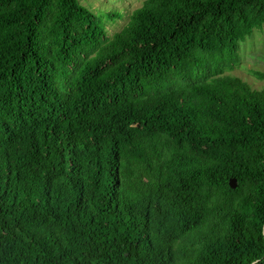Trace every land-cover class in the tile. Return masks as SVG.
<instances>
[{"label": "trees", "instance_id": "1", "mask_svg": "<svg viewBox=\"0 0 264 264\" xmlns=\"http://www.w3.org/2000/svg\"><path fill=\"white\" fill-rule=\"evenodd\" d=\"M263 27L264 0H145L112 36L0 0V264H264V90L225 74Z\"/></svg>", "mask_w": 264, "mask_h": 264}, {"label": "rangeland", "instance_id": "2", "mask_svg": "<svg viewBox=\"0 0 264 264\" xmlns=\"http://www.w3.org/2000/svg\"><path fill=\"white\" fill-rule=\"evenodd\" d=\"M145 0H79L80 4L95 13L105 24L109 36L119 32L128 23L134 10L140 8ZM122 15L119 19L108 18L110 14ZM264 72V27L255 30L240 45L239 63L226 75L241 78L253 90H264V80L257 79L253 72Z\"/></svg>", "mask_w": 264, "mask_h": 264}, {"label": "water", "instance_id": "3", "mask_svg": "<svg viewBox=\"0 0 264 264\" xmlns=\"http://www.w3.org/2000/svg\"><path fill=\"white\" fill-rule=\"evenodd\" d=\"M230 186L231 188L235 189L237 187V182L236 179H231L230 180Z\"/></svg>", "mask_w": 264, "mask_h": 264}]
</instances>
